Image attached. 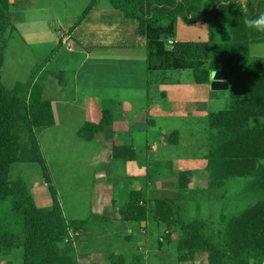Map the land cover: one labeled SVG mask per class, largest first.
Segmentation results:
<instances>
[{
    "label": "crops",
    "instance_id": "obj_1",
    "mask_svg": "<svg viewBox=\"0 0 264 264\" xmlns=\"http://www.w3.org/2000/svg\"><path fill=\"white\" fill-rule=\"evenodd\" d=\"M167 1L172 0H165L164 8L178 9L182 4L175 0L168 6ZM215 1L216 7L230 6L228 0ZM15 2L20 4L14 10L18 23L5 33L7 53L13 51L11 60L37 68L32 72L36 73L34 80H42V98L50 104L54 127L40 132L37 141L66 219L86 220L93 210L97 216L91 220L96 225L111 229L112 236L129 243V238H138L139 224L132 228L120 218V212L130 207V192H138L139 204L148 208L155 200L173 201L185 194L216 196L225 183L243 180L219 185L206 171L207 117L228 106L227 98L211 89L212 74L231 56L264 58L253 53L264 44L213 43L210 70H193L189 82L177 85H148L145 40L136 23L116 11L110 0H97L89 11L91 0ZM237 2L244 9L248 6V0ZM180 23L174 19V43L186 42L175 39ZM196 27L191 37L198 41L196 32L203 28ZM7 63L5 56L4 69ZM251 122L264 124V119ZM86 124L92 126L90 141L78 135ZM173 133L176 138L170 136ZM117 147H130L134 159H113L111 150ZM180 172L191 174L184 192L178 189ZM224 203L222 197L215 206L222 208ZM198 211L202 212L200 207ZM230 212V217L240 213ZM144 222L139 232L156 239L152 235L164 225L149 217ZM200 225L203 231L208 224L201 221ZM137 250L141 248L131 249ZM113 255H124L126 264H132L126 251Z\"/></svg>",
    "mask_w": 264,
    "mask_h": 264
},
{
    "label": "trees",
    "instance_id": "obj_2",
    "mask_svg": "<svg viewBox=\"0 0 264 264\" xmlns=\"http://www.w3.org/2000/svg\"><path fill=\"white\" fill-rule=\"evenodd\" d=\"M96 1L91 0L87 11ZM110 2L124 18L136 23L138 34L145 40L148 85H177L189 82L193 70H210L213 43L249 47L264 44V31L245 24L246 20L264 15V0H248L246 9L240 4L216 7L215 0H181V11L164 8L165 0ZM13 5L10 0H0V264H13L4 259L14 252L19 253L18 264H75L68 230L85 233L97 214L91 210L86 220H67L63 215L37 141L40 132L54 127L50 104L42 98V80L16 83L11 89L1 84L7 49L5 33L13 26ZM150 8L155 9L149 14ZM146 10L148 13H144ZM189 14L191 20L187 18ZM176 18L186 26L200 25L209 40L174 43ZM219 71L228 74V106L207 117V174L219 185L252 178L251 190L264 193V124L251 122L264 119V58L231 56ZM78 135L92 140V126L84 125ZM170 136L176 138L177 134ZM111 155L113 159L135 157L130 147L113 148ZM19 163L40 166L51 198L49 208H38L25 183L10 180V168ZM177 177L179 192H184L191 174L180 172ZM179 197L173 201L155 200L146 208L139 204L140 194L132 191L130 207L120 212V218L136 224L149 216L164 225L166 241L170 229H174L179 264L193 262L196 254H203L207 264H264V200L230 218L221 216L215 244L203 236L198 218L182 217L183 199ZM110 264H126V257L115 255Z\"/></svg>",
    "mask_w": 264,
    "mask_h": 264
},
{
    "label": "rangeland",
    "instance_id": "obj_3",
    "mask_svg": "<svg viewBox=\"0 0 264 264\" xmlns=\"http://www.w3.org/2000/svg\"><path fill=\"white\" fill-rule=\"evenodd\" d=\"M175 0L167 1L168 6H172ZM17 2L14 3V6L10 10V14L12 16V23L16 25L18 22H15V14L14 10H17L18 6ZM181 6L179 10L181 11ZM155 8H150L148 11L152 12ZM163 9V8H160ZM185 14L189 13L186 10L182 11ZM19 13V11H17ZM189 14L188 16H190ZM188 18V17H187ZM181 25L178 27V35H176V40L181 38L185 39L186 42L193 41L197 42L195 38H192V29L193 27L197 28L198 24L193 26H186L181 21ZM199 29L203 28L198 25ZM199 40L208 41L209 37L204 30H197L196 32ZM9 41H7V46ZM259 52H253L255 54L264 57V46L259 47ZM14 52L11 51L10 54L7 53L6 49V57L8 58V63L6 68L2 70L3 75H1V84L6 89H11L16 83H26L34 80L36 73H32L28 63H17L13 58ZM28 64V65H25ZM216 92V91H215ZM10 180L11 181H22L25 183L28 194L34 200L36 206L40 209H47L51 206V198L48 192V188L46 187L40 166L33 165L30 163H19L15 164L10 168ZM254 185V182L251 178L248 180L243 179L242 181H231L225 183L223 191L215 192L219 193L216 196L205 197L200 194H192L191 196L185 194L183 196V213L182 217L186 220H193L198 218L201 221L206 222L208 225H204V229L202 231L203 235L210 237L213 243H217V221H219L220 217L230 218L232 213L230 211H243L248 206H253L256 203L264 200V193H257L251 190V186ZM245 189L244 195H242V189ZM224 199V204L221 207L215 206V203L220 202ZM186 201L189 205L186 206ZM227 203H230L228 205ZM186 206V207H185ZM200 207L202 212L198 211ZM206 214V216L202 217V214ZM219 213L221 215H219ZM64 215V214H63ZM149 217V216H147ZM66 219V218H65ZM68 220V219H67ZM151 222V221H150ZM146 222L137 224L138 226V238L132 239L129 238V243H125L123 237L112 236V230L109 228L103 229L102 226L96 225V223H92L89 229L85 231V233H80L81 235L72 241V257L74 258L75 264H109L110 259L113 258V254L122 253L126 251L128 253V259L132 264H150L151 262H156L158 260L162 264H179L176 262V244L178 241L177 235L175 234L174 229H170L169 239L166 241V228L163 226V229L153 234L152 236L156 239H152L149 233L145 234L143 232H139V230L146 226ZM154 223V222H152ZM156 224V223H155ZM132 228H136V224H129ZM153 225H148L147 227ZM157 226V225H156ZM146 227V228H147ZM150 228V227H149ZM214 229V230H213ZM140 233L143 235L141 237ZM161 236V237H160ZM162 238V240H158ZM134 242L135 244H133ZM134 247H140L141 250L131 251ZM196 258L193 262L185 263V264H207L206 258H202L203 254H196ZM6 262L10 261L13 264H18L19 253L14 252L12 255L8 256L4 259ZM108 260L107 262H105ZM181 264V263H180Z\"/></svg>",
    "mask_w": 264,
    "mask_h": 264
},
{
    "label": "water",
    "instance_id": "obj_4",
    "mask_svg": "<svg viewBox=\"0 0 264 264\" xmlns=\"http://www.w3.org/2000/svg\"><path fill=\"white\" fill-rule=\"evenodd\" d=\"M13 0H10L12 3ZM228 74L226 72H214L212 74L211 89L218 93L220 98L228 97Z\"/></svg>",
    "mask_w": 264,
    "mask_h": 264
},
{
    "label": "built area",
    "instance_id": "obj_5",
    "mask_svg": "<svg viewBox=\"0 0 264 264\" xmlns=\"http://www.w3.org/2000/svg\"><path fill=\"white\" fill-rule=\"evenodd\" d=\"M246 2H247V0H246ZM227 4L235 5V4H238V2H237V0H228ZM245 8H247V5ZM144 13H148V11L146 10V11H144ZM150 13L151 12L149 11V14ZM191 18H192V15L188 16L189 20H191ZM70 51H74V47H70ZM80 233L81 232H79V231H73V230L69 229L68 230V240L72 242L74 240V238H76L80 235Z\"/></svg>",
    "mask_w": 264,
    "mask_h": 264
},
{
    "label": "clouds",
    "instance_id": "obj_6",
    "mask_svg": "<svg viewBox=\"0 0 264 264\" xmlns=\"http://www.w3.org/2000/svg\"><path fill=\"white\" fill-rule=\"evenodd\" d=\"M245 24H246V26L256 27L257 30L264 31V15H261L256 20H246Z\"/></svg>",
    "mask_w": 264,
    "mask_h": 264
}]
</instances>
